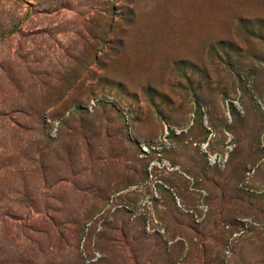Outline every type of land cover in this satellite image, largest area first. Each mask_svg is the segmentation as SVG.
Here are the masks:
<instances>
[{
	"label": "rangeland",
	"instance_id": "rangeland-1",
	"mask_svg": "<svg viewBox=\"0 0 264 264\" xmlns=\"http://www.w3.org/2000/svg\"><path fill=\"white\" fill-rule=\"evenodd\" d=\"M0 264H264V0H0Z\"/></svg>",
	"mask_w": 264,
	"mask_h": 264
}]
</instances>
